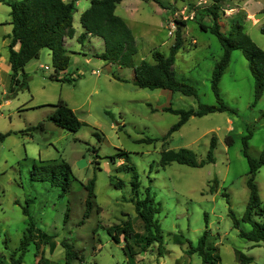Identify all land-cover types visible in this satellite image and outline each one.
<instances>
[{"label": "rangeland", "instance_id": "rangeland-1", "mask_svg": "<svg viewBox=\"0 0 264 264\" xmlns=\"http://www.w3.org/2000/svg\"><path fill=\"white\" fill-rule=\"evenodd\" d=\"M161 1L166 9L154 2L134 0L128 8L119 6L116 14L127 22L135 37L139 50L135 65L151 61L154 50L168 54L177 28L181 29L184 46L177 54L174 70L179 79L196 87L197 98L136 87L134 70L96 58L104 44L91 39H65L71 63L60 78L71 81L50 79L55 75L53 58L49 49H43L39 58L25 67V87L12 94L5 39L11 32V8L0 4V134L11 133L0 143V253L6 259L19 248L29 225V217L23 214V208L28 207L36 226L54 236L44 254L52 264L64 260L61 243L65 239L74 240L84 254V262L78 259L73 264H202L199 254L191 255L190 251L206 232V247L216 249L220 264H242L237 252L251 258L249 264H264V246L242 239L229 216L231 209L242 218L249 202V164L242 154V138L252 134L249 151L254 158L264 151V93L254 105L255 80L243 52L236 50L220 81L221 96L235 113L193 117L169 139L161 140L180 118L164 112L165 108L197 110L200 104L217 105L211 80L224 53L210 32L213 17L206 12L209 0ZM90 2L79 0L75 39L81 34L80 16ZM219 23L227 36L232 29L241 30L264 51V0H226ZM60 101L84 123L81 129L70 132L46 122L43 128L30 131L53 114ZM213 138L217 143L214 163L201 168L177 163L161 166V154L166 150L187 148L205 160ZM147 139L159 141L142 142ZM119 150L130 154L128 165L112 160ZM40 161L71 166L69 193L61 195V189L32 178ZM129 165L139 174L140 197L144 198L150 187L160 204L157 218L164 235L162 248L154 243L135 258L126 254L123 237L117 244L109 233L110 228L128 222L134 233H143L132 202V173L123 170ZM91 180H95L94 205L85 219ZM120 182L122 188L117 186ZM256 182L264 206V167ZM255 220L264 224V216H255ZM242 228L250 231L252 227ZM40 258L32 246L23 264H39Z\"/></svg>", "mask_w": 264, "mask_h": 264}, {"label": "trees", "instance_id": "trees-1", "mask_svg": "<svg viewBox=\"0 0 264 264\" xmlns=\"http://www.w3.org/2000/svg\"><path fill=\"white\" fill-rule=\"evenodd\" d=\"M79 0H21L0 2L11 8V26L12 33L9 35L11 42L8 46L9 64L11 68V93L15 94L17 89H22L26 85L28 75L25 73V67L33 59H37L43 49H49L53 58L55 75L51 80L59 82L71 81L67 77L60 78V74L65 73L71 63L70 52L65 48V39H73L76 35L74 28L75 14L78 12L77 2ZM125 0H91L89 8L80 16V25L85 32L78 38L82 42L87 36L97 38L103 41L104 49L101 53H96L95 57L105 61L108 64L116 65L121 68H132L134 70L133 84L141 89L165 90L171 93H179L188 97H198L196 87L192 84L179 79L176 76L174 65L177 54L184 46L181 29L177 28L175 41L172 44L168 54L159 50L151 52V61L143 60L139 65H135L134 58L138 54V47L135 37L127 25V22L116 14L117 7ZM144 2H154L162 9H166L161 0H140ZM175 3L185 0H173ZM211 5L207 7L206 12L213 17V26L210 32L214 34L220 42L223 49V56L216 64L211 87L216 97L217 105L200 104L198 109L175 110L172 107L165 108L163 111L178 115L179 121L173 125L167 135L161 140L166 141L174 133L183 128L191 118H202L210 114L235 111L224 102L221 96L220 81L228 68L232 53L236 50L243 52L249 62V67L254 77V105L261 99L264 93V51L258 47L252 39L241 30L232 29L229 36L221 31L219 23L222 4L226 0H209ZM185 24V23H179ZM203 31H208L204 26ZM264 35V27L261 29ZM22 78V80H21ZM114 78L123 81L120 77L114 75ZM55 112L40 123L38 127H32L30 131L43 128L46 122L54 124L56 127L70 132H77L84 125L74 111L63 101L57 105ZM11 133L0 134V143L10 136ZM252 134L242 138V154L249 164L247 187L249 189V202L242 218H238L230 209L229 216L233 221L235 229L239 230L240 237L254 243L264 246V224L255 220V216H264V206L260 198L259 186L256 182V176L260 169L264 167V151L259 158H254L249 151V140ZM229 144L233 143L232 138L228 139ZM159 139H147L142 142L149 144L158 142ZM217 143L215 138L210 143V151L205 160H199L197 155L187 148L179 150H166L161 154V166L166 168L173 163L189 166L192 168H201L207 164L215 162L214 150ZM122 160L127 165L130 163V154L119 150L112 160ZM41 165H35V172L32 178L38 181L48 182L52 187L61 189V195L69 193L73 172L71 166L62 162L59 164L46 163L40 161ZM125 170L132 173L131 186L134 194L132 202L135 205V211L141 222L143 233H134L132 225L124 223L122 227L116 226L109 229V233L117 244L121 243V237L125 242L124 250L131 258L136 255L146 253L154 244L159 243L160 248L164 243V235L161 224L157 216L161 212L160 204L156 203V197L150 187L145 190L144 198H141V181L139 174L134 166L129 165ZM122 188L123 183L117 184ZM95 189V180H91L87 185L88 199L86 201L87 211L84 218L87 219L89 211L94 205L93 199ZM229 202V201H228ZM70 209L66 213V220L69 218ZM23 214L29 217V225L24 233L19 248L6 259L0 253V264H23L25 255L29 249L34 246L35 254L41 255L39 264H52L44 257L46 246H50L54 236L48 235L36 226L30 216L28 207L23 208ZM83 224V222L81 223ZM242 225H250V231L242 228ZM207 232L202 236L197 247L190 251V254L198 253L202 259V264H220V258L215 255L214 247H206ZM61 245L65 250L64 260L55 264H73L75 260L84 262V254L76 248L74 240L65 239ZM19 254V256H17ZM242 264L251 263L252 259L238 253Z\"/></svg>", "mask_w": 264, "mask_h": 264}, {"label": "crops", "instance_id": "crops-1", "mask_svg": "<svg viewBox=\"0 0 264 264\" xmlns=\"http://www.w3.org/2000/svg\"><path fill=\"white\" fill-rule=\"evenodd\" d=\"M136 1H140V0H136ZM132 2H134V0H125V1H123L119 6H126L127 8L129 7V6H132ZM2 2H0V4H1ZM4 4V3H3ZM78 4H79V1L77 2V8H78ZM118 6V7H119ZM117 7V8H118ZM123 7V8H124ZM126 8V9H127ZM249 17L250 18H252L253 19V21H256L257 19H255L254 18V14L252 15H250L249 14ZM74 21H75V19H74ZM80 27H81V31H80V33L82 34L83 32H85V30H84V28L80 25ZM74 28H75V26H74ZM76 29V28H75ZM12 33V26H11V32H10V34ZM9 33L6 35V37H5V39L8 41V46H9V44H10V42H11V39L9 38V35H10ZM81 34H80V36H81ZM75 37H76V35H75ZM75 37L73 38V39H70V40H78V37L75 39ZM85 39H91V40H96V41H98V42H100L102 45H103V42L100 40V39H97V38H91L90 36H87ZM67 40V39H66ZM77 42H79V41H77ZM67 43H66V41H65V48H67ZM103 49H104V47H102ZM141 63V62H140Z\"/></svg>", "mask_w": 264, "mask_h": 264}]
</instances>
